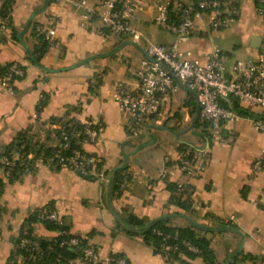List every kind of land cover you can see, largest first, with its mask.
Here are the masks:
<instances>
[{
    "label": "crops",
    "instance_id": "obj_1",
    "mask_svg": "<svg viewBox=\"0 0 264 264\" xmlns=\"http://www.w3.org/2000/svg\"><path fill=\"white\" fill-rule=\"evenodd\" d=\"M74 1L92 5L100 0L10 3V23L0 32V70L16 62L24 76L8 88L0 86V153L28 128L57 147L60 140L54 132L64 122H100V140H84L81 147L100 160L107 177L86 179L42 157L32 172L13 178H6L0 168V264H13L10 255L23 223L49 204L69 232L87 238L102 258L123 254L128 264H178L166 262L142 236L117 231L118 213L148 223L168 219L171 227L190 228L210 240L218 264H264V159L262 170L253 174L255 161L264 156V132L255 128L252 117H243L222 128L221 136H235L231 143L220 142L211 132L204 135L197 126L195 93L177 82L163 114L149 119L142 137L129 136V116L119 109L115 93L120 86L137 88L129 69L141 65L147 43L114 34L97 20L83 25V10ZM165 1L143 0L129 22L154 42L170 46L174 35L156 21L158 5ZM227 1L238 8L235 22L213 30V15H203L190 38L179 45L187 59L204 63L216 49L227 53L231 62L255 61L264 54V17L258 13L264 0ZM34 26L42 28L49 42L40 63L30 55L38 44ZM182 145L195 152L192 176L179 167ZM120 169L124 179L117 194L112 180ZM170 184L189 186L190 209L170 201ZM56 234L43 223L34 225L36 237L51 239ZM188 261L208 264L202 256Z\"/></svg>",
    "mask_w": 264,
    "mask_h": 264
},
{
    "label": "built area",
    "instance_id": "obj_2",
    "mask_svg": "<svg viewBox=\"0 0 264 264\" xmlns=\"http://www.w3.org/2000/svg\"><path fill=\"white\" fill-rule=\"evenodd\" d=\"M12 0H0V32L6 29L10 23V11L7 7ZM61 0H55L60 2ZM75 6L83 10V25L97 20L110 32L118 35H128L134 42L145 40L146 50L155 60L143 59L139 67L131 66L129 71L138 80V86L129 90L124 86L118 87L115 100L119 109L129 116L128 135L133 138L142 137L146 124L153 116L163 114L171 101L172 93L177 89V82L195 93L199 104V119L208 126L209 131L214 134L220 142L231 143L235 136H221V131L227 124L237 122L243 115L230 107V100L237 99L241 105L258 109L252 117L255 128L264 132V54L255 61L231 62L230 56L221 51L214 50L210 53L204 63L197 60H189L180 51L179 45L190 38L196 28V22L205 14H212L210 27L213 30L229 28L238 16L236 4L227 0H167L158 5L156 21L158 24L170 31L175 41L170 46L156 43L149 37L136 30L129 22L130 16L143 4V0H100L98 4L87 5L74 1ZM258 13L264 17V4L258 8ZM38 33L43 34L40 27L36 28ZM47 38V36L45 35ZM24 69L16 62L0 72V86L8 88L16 76H23ZM249 117V116H248ZM103 124H85L83 134L86 140L96 143L100 140L103 132ZM65 140L67 136L63 133ZM67 146V143L65 144ZM19 155L13 157L1 156L0 165L6 178L14 171ZM264 156H260L253 165V174L262 170ZM167 161H169L167 159ZM100 160L90 156L86 152H77L73 156L64 158L59 156V163L77 172L82 177L91 180L104 179L107 174L97 164ZM180 170L187 176L194 173V159L182 155L178 159ZM25 171L32 172L36 167L34 154L30 153L23 159ZM166 176V172L162 177ZM44 220H60L56 211L41 215ZM27 233V227L24 229ZM155 233L161 235L163 244L160 246L162 258L169 263L187 264L188 257L182 250L199 253L197 246L189 240L181 242H169L170 239L177 240L178 233L174 236L164 234L160 230ZM85 237H74L70 244L77 246ZM1 240V239H0ZM32 244L37 249V244L30 239H23L21 245ZM178 252L180 259H175L173 254ZM109 257L102 258L96 247L89 243L84 249V261L93 264H109ZM184 260V262L182 261ZM118 264H125V259H119ZM21 264V262H17Z\"/></svg>",
    "mask_w": 264,
    "mask_h": 264
},
{
    "label": "trees",
    "instance_id": "obj_3",
    "mask_svg": "<svg viewBox=\"0 0 264 264\" xmlns=\"http://www.w3.org/2000/svg\"><path fill=\"white\" fill-rule=\"evenodd\" d=\"M192 1L197 3L199 0ZM7 10L10 11V5L7 7ZM36 28L37 27L35 26L33 27V34L37 37L38 44L30 49V55L35 62L40 63L43 54L48 49L49 42L44 34L38 33L36 31ZM8 67L9 65L4 69H1L0 72L5 71ZM23 76H16L14 80L20 79ZM46 99L47 98H44L40 101L37 107L38 112H40L42 107L45 105ZM230 107L245 117H254V115H256V113H254L251 108L241 105L237 99L230 100ZM197 126L202 128V133L204 135L209 136V134H211L208 126L202 123L200 119L197 121ZM84 129L85 124H79L77 122H64L60 129L54 132L55 137L60 140V146L57 147L49 146L47 143L42 142L39 138H37L32 128L21 131L16 139L12 141L3 152L0 153V157L3 155L8 157H13L16 154L19 155L16 167L8 178H13L20 172L25 171L23 159L30 153L34 154L35 159L42 157L45 162L54 167L62 166L59 163V156L68 158L77 152L85 153L81 147V142L86 140V136L82 133ZM64 132L67 136V140L64 138ZM66 143L67 146H65ZM180 149L183 155L189 158H191L195 153L193 149H189V147L185 145H182ZM101 165L102 163L98 162L97 166L102 167ZM122 171L123 169L117 170L113 175L112 188L113 192L117 194L121 192V184L124 179ZM85 178L90 179L88 177ZM168 188L172 193L170 198L172 203L184 209L191 208V200L188 192L189 186L170 184ZM52 211H55L54 206L53 204H49L45 208L39 209L28 216L22 225L16 248L10 255V261H12L13 264H17L18 260L21 261V264H93L84 261V249L89 243H91L87 238H82L79 245L73 246L70 244V240L74 237L80 236L71 234L69 232V226L61 217L58 221L49 219L44 220L41 218V215H46ZM115 214L117 217V231L120 230L132 236H142L147 244L152 245L156 253H161L160 246L164 242L162 236L155 233V231L160 230L164 234H171L172 236H174V234L177 232L178 239H170L169 242L179 243L181 240L186 239L197 246L200 250L199 253L195 254L188 252L185 248H182L188 258L202 256L208 264H218L216 261L215 252L210 247V240L197 236L190 228L171 227L167 224L168 219H158L148 223L135 215L124 217L118 213ZM37 223H43L48 228V230L54 231L57 234L51 239L36 237L34 235V225ZM25 227H27V233H24ZM24 238L30 239L32 242L37 244L39 252L37 249L32 250V244H26L22 246L21 241ZM173 256L176 260L180 259L178 257V252H175ZM108 257L110 259L109 264H118L117 261L123 258L125 259V264H128V261L123 256V254H111ZM245 257L253 259V256L248 254ZM182 261L184 262V260ZM187 264L190 263L187 262Z\"/></svg>",
    "mask_w": 264,
    "mask_h": 264
},
{
    "label": "water",
    "instance_id": "obj_4",
    "mask_svg": "<svg viewBox=\"0 0 264 264\" xmlns=\"http://www.w3.org/2000/svg\"><path fill=\"white\" fill-rule=\"evenodd\" d=\"M142 52H143V54H144V56H145L146 59H148V60H150V61H155V60H154V59L148 54V52H147L146 49H143ZM196 99H197V96H196ZM197 102H198V99H197ZM198 107H199V104H198ZM198 115H199V109H198ZM254 116H255V115H254Z\"/></svg>",
    "mask_w": 264,
    "mask_h": 264
},
{
    "label": "rangeland",
    "instance_id": "obj_5",
    "mask_svg": "<svg viewBox=\"0 0 264 264\" xmlns=\"http://www.w3.org/2000/svg\"><path fill=\"white\" fill-rule=\"evenodd\" d=\"M186 136H188L187 134H186ZM190 137V136H189ZM131 139H133V138H131ZM18 262H21L20 260H18Z\"/></svg>",
    "mask_w": 264,
    "mask_h": 264
}]
</instances>
